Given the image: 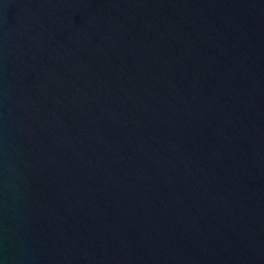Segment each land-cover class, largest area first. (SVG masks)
<instances>
[{"label": "water", "instance_id": "water-1", "mask_svg": "<svg viewBox=\"0 0 264 264\" xmlns=\"http://www.w3.org/2000/svg\"><path fill=\"white\" fill-rule=\"evenodd\" d=\"M0 264H264V0H0Z\"/></svg>", "mask_w": 264, "mask_h": 264}]
</instances>
